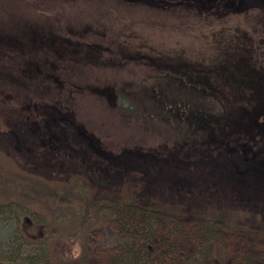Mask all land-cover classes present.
Masks as SVG:
<instances>
[{
  "label": "rangeland",
  "instance_id": "1",
  "mask_svg": "<svg viewBox=\"0 0 264 264\" xmlns=\"http://www.w3.org/2000/svg\"><path fill=\"white\" fill-rule=\"evenodd\" d=\"M122 6L0 0V150L46 179L85 176L90 167L97 174L102 165L107 171L102 184L113 188L147 171L152 181L139 188L146 202L190 203V187L201 191L214 183L211 200L224 210H239L248 225L238 231L260 243L264 170L244 158L242 144L249 145V157L264 156V10L211 21L183 6L136 5L126 11ZM87 41L99 51L91 52ZM43 61L56 67L39 70L36 63ZM171 63L206 69L220 91L203 90L170 71ZM111 82L137 101L138 111H119L92 90L112 88ZM50 139L58 145L50 147ZM191 145L212 150L202 162L189 163L165 153ZM233 145L239 150L230 149ZM217 146L228 154L213 150ZM32 222L25 209L0 207V264H34L33 254L61 250L73 256L84 247L103 264L169 260L156 255L158 248L136 256L141 237L124 234L116 220L62 244L33 233ZM243 236L228 237L222 258L210 264H246ZM255 248L262 250V244ZM251 263L264 264V253Z\"/></svg>",
  "mask_w": 264,
  "mask_h": 264
},
{
  "label": "trees",
  "instance_id": "2",
  "mask_svg": "<svg viewBox=\"0 0 264 264\" xmlns=\"http://www.w3.org/2000/svg\"><path fill=\"white\" fill-rule=\"evenodd\" d=\"M95 1L105 2L112 7L115 4L123 5L124 11L134 8L136 5L139 7L148 5L157 10L183 6L189 10H195L197 14L201 15L200 17L211 21H222L233 14L243 13L255 7L264 10V0ZM67 41L71 43L68 39ZM83 44H86L90 51L91 49H94V52L99 51L96 49L97 43L87 41ZM96 57H98L97 54ZM53 58L56 59L55 62H58L57 58ZM53 63L49 64L51 66L47 65V61L36 64L41 70L44 67L53 69L56 67V64L53 65ZM167 66L170 67L168 68L170 71L186 76L189 82L195 81L200 84V87L204 86L203 90H210L214 95L220 91L221 86L212 80L211 74L206 69L200 71L198 68L177 63ZM111 84L112 88L110 86L100 88L98 92L93 88L92 90L104 97L108 103L111 102L114 108L119 111L139 110L136 106L137 101L129 96L126 90L121 89L114 82ZM206 85H209L210 88ZM111 90L116 96L114 103L109 98ZM48 144L52 147L56 143L50 139ZM233 146L235 151L239 150L237 145ZM242 146L245 147L244 158L248 159L253 166L264 170L262 165L264 156L261 154L258 156L259 153H255L249 157L247 155L249 145L245 142ZM180 148L182 149L168 148L169 151L165 153L168 156L177 157L179 161L189 163L201 161L200 159L212 150L210 146L201 149L194 145L188 148L180 146ZM215 149L224 154H228L229 150L219 146L213 147V150ZM263 151L264 147L260 152ZM106 172L101 165V170L97 174L90 167L86 170L87 175L85 176H70L68 180L46 179L25 171L15 164L11 156L0 150V207H19L32 214L33 222L29 226L34 230L33 233L42 232L49 243L58 241L62 244L63 241L72 237L83 238L84 235L91 232L93 226L102 225L105 221L116 220L124 234L132 231L135 236L141 237L143 245L137 248L136 252L133 251L136 256H139L140 253L148 256L155 251L154 248H158L156 255L160 254L163 258L168 257L167 264L217 262L222 258L223 251L226 250L228 237L232 234L243 236L238 228L242 224L248 225V221L245 220V216L240 215L239 210H224V207L222 208L211 200L210 197H214L216 191L213 189L216 186L214 183L199 187L201 191L190 187L186 195L187 199L193 201L190 203L179 200L165 203L158 199L146 202L140 198L139 188L151 183L152 175L149 172L146 171L141 176L132 175L131 178L124 179L120 186L113 188L103 185ZM262 173L264 172L262 171ZM261 219L264 221V213ZM33 235L29 234V241L32 240ZM243 237L246 241V246L243 248H248L242 249L243 260L246 264H253L251 261L254 256L259 252L264 253V236L261 237V240H257L260 243H255V245L252 242L256 239L255 235H244ZM259 244H262L260 251H258L259 248H255ZM32 261L37 264H103L99 260L93 259L91 252L85 247L81 253L73 256L65 255L61 250L36 253L30 256L29 262Z\"/></svg>",
  "mask_w": 264,
  "mask_h": 264
},
{
  "label": "flooded vegetation",
  "instance_id": "3",
  "mask_svg": "<svg viewBox=\"0 0 264 264\" xmlns=\"http://www.w3.org/2000/svg\"><path fill=\"white\" fill-rule=\"evenodd\" d=\"M230 149H232V150H233V149H234V147H232V148H230Z\"/></svg>",
  "mask_w": 264,
  "mask_h": 264
}]
</instances>
